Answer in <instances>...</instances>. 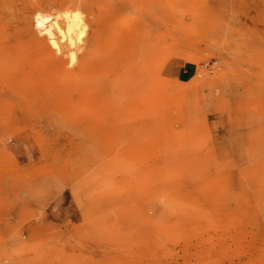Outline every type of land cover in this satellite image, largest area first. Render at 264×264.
Returning a JSON list of instances; mask_svg holds the SVG:
<instances>
[{"label":"rangeland","instance_id":"1","mask_svg":"<svg viewBox=\"0 0 264 264\" xmlns=\"http://www.w3.org/2000/svg\"><path fill=\"white\" fill-rule=\"evenodd\" d=\"M0 264H264V0H0Z\"/></svg>","mask_w":264,"mask_h":264},{"label":"bare ground","instance_id":"2","mask_svg":"<svg viewBox=\"0 0 264 264\" xmlns=\"http://www.w3.org/2000/svg\"><path fill=\"white\" fill-rule=\"evenodd\" d=\"M129 13L124 12L120 21V28L115 30L112 33V36L121 35L127 32L129 27L133 25L134 17ZM35 24L42 33H46L48 35L50 43L55 48L56 53L62 54L67 50L66 52L71 65L80 63L83 56L85 58L87 57V52L83 54L82 57L78 56V50H80L78 48H81L80 44L84 41L85 34L88 30V23L81 12L66 10L56 17L51 15L36 14ZM107 54L110 56V53L106 52L103 57L104 59H107L105 56ZM188 59L193 61L195 56H190ZM79 74L80 76H78V78L87 82L88 74H84V72H80ZM70 76L73 77L74 75L70 74ZM115 76L116 74H114V78H111V80L108 79L107 83L103 84V90L107 86L117 83L118 78ZM121 79L124 80V82L127 81V78L124 75H122Z\"/></svg>","mask_w":264,"mask_h":264}]
</instances>
